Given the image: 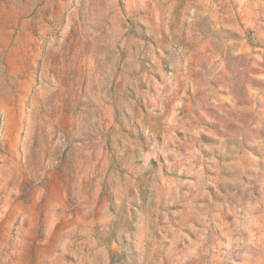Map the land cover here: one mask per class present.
I'll return each mask as SVG.
<instances>
[{
    "label": "rangeland",
    "instance_id": "1",
    "mask_svg": "<svg viewBox=\"0 0 264 264\" xmlns=\"http://www.w3.org/2000/svg\"><path fill=\"white\" fill-rule=\"evenodd\" d=\"M0 264H264V0H0Z\"/></svg>",
    "mask_w": 264,
    "mask_h": 264
}]
</instances>
